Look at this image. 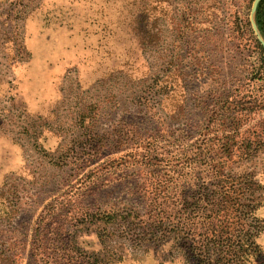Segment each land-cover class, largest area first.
Segmentation results:
<instances>
[{"label": "rangeland", "instance_id": "1", "mask_svg": "<svg viewBox=\"0 0 264 264\" xmlns=\"http://www.w3.org/2000/svg\"><path fill=\"white\" fill-rule=\"evenodd\" d=\"M252 2L0 0V264H88L90 252L187 264L171 242L86 223L143 214L144 190L215 188L220 175L258 206L262 253L248 264H264Z\"/></svg>", "mask_w": 264, "mask_h": 264}, {"label": "trees", "instance_id": "2", "mask_svg": "<svg viewBox=\"0 0 264 264\" xmlns=\"http://www.w3.org/2000/svg\"><path fill=\"white\" fill-rule=\"evenodd\" d=\"M254 20L264 39V0L258 2ZM254 42L264 74V49L257 39ZM220 176L225 183L215 188L199 185L179 193L169 187L144 190L149 201L143 214L105 212L97 218L102 228L93 220L86 225L93 226L101 237L106 227L117 221L120 232L134 234L149 246L171 242L170 249L177 250L187 264H248L262 253L258 235L253 232L260 222L255 214L258 206L241 202L242 193L235 180ZM229 180L231 185L227 187ZM86 260L88 264H112L101 252L87 253Z\"/></svg>", "mask_w": 264, "mask_h": 264}, {"label": "water", "instance_id": "3", "mask_svg": "<svg viewBox=\"0 0 264 264\" xmlns=\"http://www.w3.org/2000/svg\"><path fill=\"white\" fill-rule=\"evenodd\" d=\"M259 1L260 0H253V2H252L250 21H251L252 28L256 33L257 39L264 49V39L262 38L261 34L259 33V30H258L257 25H256L255 20H254V13H255V10H256V7H257V4Z\"/></svg>", "mask_w": 264, "mask_h": 264}]
</instances>
